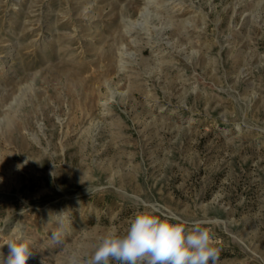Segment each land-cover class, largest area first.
Here are the masks:
<instances>
[{
    "label": "rangeland",
    "instance_id": "1",
    "mask_svg": "<svg viewBox=\"0 0 264 264\" xmlns=\"http://www.w3.org/2000/svg\"><path fill=\"white\" fill-rule=\"evenodd\" d=\"M153 210L264 264V0H0V243L84 264Z\"/></svg>",
    "mask_w": 264,
    "mask_h": 264
},
{
    "label": "clouds",
    "instance_id": "2",
    "mask_svg": "<svg viewBox=\"0 0 264 264\" xmlns=\"http://www.w3.org/2000/svg\"><path fill=\"white\" fill-rule=\"evenodd\" d=\"M59 231L52 232L58 240ZM8 254L0 255V264H26L31 255L30 241L21 235L0 243ZM220 249L214 234L197 220L189 223L172 214L153 211L136 214L123 233L108 230L93 246L84 264H218ZM71 264H80L73 258Z\"/></svg>",
    "mask_w": 264,
    "mask_h": 264
}]
</instances>
